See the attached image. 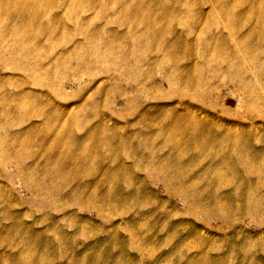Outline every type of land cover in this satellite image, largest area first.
<instances>
[{
    "label": "rangeland",
    "instance_id": "rangeland-1",
    "mask_svg": "<svg viewBox=\"0 0 264 264\" xmlns=\"http://www.w3.org/2000/svg\"><path fill=\"white\" fill-rule=\"evenodd\" d=\"M0 4L6 6L0 12V50L12 58L6 65L0 61V125L11 134L30 128L35 133L16 142L0 135V264H19L21 256L36 264L41 258L47 264H190L198 258H205L200 264H264V211L253 207L264 197V181L241 183L240 171L237 181L222 187L223 196L234 194L228 219L190 212L191 196L184 198L180 188L211 195L217 186L206 185L204 166L212 158L164 144L169 135L159 121L169 112L195 113L220 132L228 131L231 140L251 133L253 138L244 135L241 142L264 150V71L258 72L264 53L240 55L254 49L256 35L245 45L242 39L257 27L264 0ZM9 7L14 11L7 12ZM146 29L160 37L153 40ZM156 45L162 49L153 51ZM206 45L210 52L222 50V57L227 58L226 50L235 55L225 62L217 52L207 62ZM196 65L206 69L199 87L165 78L167 72L179 77ZM241 72L246 88L239 82ZM17 95L20 99L13 98ZM90 131L95 138L87 139ZM68 133L82 143L71 144ZM56 134L61 141L53 143ZM56 143L71 144L74 156L86 155V161L61 169L52 158ZM18 160L34 169L31 179L48 176L51 190L58 188L64 197L31 193L14 165ZM115 162L121 168L112 171L114 177L131 180L115 185L128 198L115 203L113 211L125 207V215L106 205L102 212L92 207L99 203L91 197L96 188L91 182ZM78 168L84 182L52 179ZM220 173L225 179L233 175Z\"/></svg>",
    "mask_w": 264,
    "mask_h": 264
},
{
    "label": "bare ground",
    "instance_id": "bare-ground-1",
    "mask_svg": "<svg viewBox=\"0 0 264 264\" xmlns=\"http://www.w3.org/2000/svg\"><path fill=\"white\" fill-rule=\"evenodd\" d=\"M20 3V2H18ZM19 8H21L22 6H19ZM4 9H6V6L3 4H0V12L3 11ZM132 10H135V7L131 8ZM14 10L11 9L10 7L7 9V12H13ZM2 16V14H0V17ZM259 20L257 22V27H250L251 29L248 31L246 38L242 39V45H245L248 43L250 38H253L255 35L257 36L256 38V42L254 44V49H252L251 51H253L254 53H252L250 50L246 51L245 53L243 52L240 53L241 57L244 59V57H247V55L249 54H258L261 53V55L264 53V11H261L259 13ZM131 30H137V27H130ZM145 28V27H144ZM166 28H171V27H166ZM205 27H202V30ZM234 27H231V30H233ZM202 33V32H201ZM145 35L148 37L153 38V40L158 39L160 37V33L155 32L154 30H145ZM261 35V37H260ZM178 35H174V40L176 38H178ZM260 37V39H259ZM0 39H3L2 36L0 37ZM179 39H182V37H179ZM179 39H177L176 41H179ZM224 39V38H223ZM209 45L205 46V55H209L206 57L207 62L215 59V55L217 52H219L218 50H214L212 52H210ZM150 49L152 47H149ZM162 49V46L160 45H156L152 48L153 51L157 52L160 51ZM210 52V53H209ZM222 52V50H221ZM219 52V56L221 58L224 59L225 62H227L226 59L231 60L230 58H233V56L235 54L230 53L228 50L225 51L227 58L226 57H222V53ZM251 56V55H250ZM11 57H9L8 55L5 54V52L2 51V48L0 50V61L6 65L11 61ZM242 59V60H243ZM232 61V60H231ZM204 65V64H203ZM204 67V66H203ZM215 67V66H214ZM205 68V67H204ZM237 68H235V71H239V68L236 70ZM206 69L202 70V68L194 66L192 68H188V70L186 71V73H180V76L178 77V75L176 77L172 76L171 72H167L166 73V79L169 80L170 82L172 80H174L175 82H180L182 81L186 86H194V87H199L201 85V83L203 82L205 76H204V72ZM174 72V69L172 70ZM263 72L264 68L262 67V69L258 72ZM236 73V72H235ZM178 74V73H176ZM242 72L240 73V78H239V82L240 84L246 88L245 83H244V78L243 75H241ZM242 88V87H239ZM14 99H20V97L17 96H13ZM18 118L21 116L20 114L16 115ZM166 116H169L168 118H165ZM165 117H162L159 121L162 122L161 124V128L164 126L163 124H166V126H164V129L167 131L169 137L167 139H165L164 144H171L174 145V147H177L178 145H180L182 148V151L184 152H190L192 149V152L195 154L197 151H202L204 154L205 152L207 154H209L212 158V160L210 161V163L206 164L204 166V170L207 171V175H208V179L206 180V185L208 186L211 183L216 184L217 188L215 191H213V193L209 196H206L205 194H201L200 192H196V190L193 188L191 193H188L187 191H185L183 188L181 189V195L184 198L190 197L189 199V211L194 213V212H201L204 214H211L213 213L216 216H220L223 219H228L230 217V214L232 212L233 206L231 207L230 204H232V201L234 200V194H232V198L230 197V195H228V197L223 196L224 193H222V187L225 185H229L231 183H233L234 181H237L235 178H237V174H239L240 171H242L244 173V175L240 178H242V180H240L241 183H249L253 181H256V183L264 181V150L262 148H259L257 146H250L248 144H243L241 141L242 138H244V135L247 137H252L253 135H251V133H246V132H240L238 134V136L235 137L234 140H231V136L229 134L228 131H224V132H220L218 128H216V126L211 120L209 119H203L200 118L199 115L195 114V113H191V114H185V113H178V114H171L170 112L165 115ZM191 118H194L195 121H192ZM166 120L169 121V123H166ZM219 127V126H218ZM31 128L30 129H26L24 131H21L20 133L16 132L14 134H11L10 132L7 131V127L5 129V125L1 126L0 125V135H4L5 138H8V140H13V142L18 141L19 139H24L26 136L35 134L34 132H31ZM162 130V129H161ZM102 131V130H99ZM69 132H73L70 131ZM107 132H110L109 130H105L102 131V135L106 134ZM25 133H27L26 136H24V138H21L22 135H24ZM69 135V140H72L71 144H73L74 140H76V142H74L75 144L77 143V145L80 144V142L82 143L83 138L81 137H77L75 136L73 133H68ZM88 138H95L96 136L93 135V132L90 131L89 134L86 135ZM54 138V139H53ZM2 139V138H0ZM6 140V139H5ZM7 140V141H8ZM53 143L54 142H58L61 141L60 138V134H56L55 137H52ZM80 140V141H79ZM202 141V144L200 143ZM7 141H3L2 143L6 144L8 146V148H10V142L7 143ZM9 144V145H8ZM70 144V145H71ZM70 145L68 146H64V144L62 143H56L53 146L56 148L57 153L53 155V159L54 162L61 168H67L72 166L71 163L74 162L75 160L78 161H86L87 157L86 155L83 156H74V151L68 149V147H70ZM86 145V143H85ZM64 146V147H63ZM84 147V146H83ZM63 148H66L65 150ZM72 149V148H71ZM83 150H86V147L83 148ZM48 152L53 151V149H48ZM66 151V152H65ZM154 152V151H153ZM8 153L5 152V155H7ZM55 156V158H54ZM252 161H248L247 158H250ZM81 161V162H82ZM114 160H111L110 162H112ZM17 168V172L20 173V175H22L24 178L27 179V182L29 184L28 187H26L31 193H33L34 195H41L42 193L44 195H50L55 193L56 198H63L64 194L61 193L59 191L58 188H56L55 190H51L50 185H48L46 183L48 176H44L43 178L39 177L37 178L38 180L31 179L30 176L34 175V169H28L27 167H25L24 162H21V160L15 161L14 164ZM114 165H117L116 162L112 163V164H108L107 167H103V169H107L104 172V176L99 179V180H93L91 183H93L94 185H96V188L98 186V189H94L93 193L91 192V197L93 198V196L95 195L94 199L96 201H98L99 204H94L92 207L95 208L97 211L102 212L104 210L105 205L109 208V210L112 211V213H120V215H125V207L117 209L115 210V203H125L127 201L128 196L125 195H121L118 194L116 192L115 189V185L118 184V182L121 180L124 182L129 181V183L131 182V180L127 179V178H121L118 179V177H114V173L112 172L113 170H117L118 168V164L117 166L114 167ZM74 167H78V165L76 166V164L74 165ZM136 167V165H135ZM78 171L73 172L70 176L68 177H64L62 172H58L52 175V179H59L61 182L64 181L66 185L70 184L72 179L70 178H76V181H78L77 183H79L80 181H83L82 178H80L79 176H81L82 174V170L80 168L77 169ZM220 171H231V173H233L232 177L225 179L224 177H222ZM48 171H46L45 173H47ZM240 175V174H239ZM250 175H254V177H250ZM249 176V177H247ZM10 177V175H9ZM234 178V179H233ZM243 181V182H242ZM84 182V181H83ZM76 183V184H77ZM64 184V185H65ZM75 184V185H76ZM108 185L106 187H110V188H105V191H102L100 189H102L101 185ZM255 184V183H254ZM81 185H85V183H82ZM82 186H78L79 192L82 191ZM97 190V191H96ZM114 190L115 193L112 191ZM235 190L237 191V189L235 188ZM254 190V189H253ZM252 190V191H253ZM41 191V192H39ZM96 192V193H95ZM119 192V191H118ZM95 193V194H94ZM69 195V194H68ZM253 197V194H250ZM47 197V196H46ZM51 197V196H50ZM71 197V196H70ZM252 197L250 198V200H252ZM240 198V197H239ZM221 200L226 201V203L221 202ZM253 200H256L255 197H253ZM209 202L212 203L211 206H209L208 204H206L205 202ZM257 203H254V209L257 208L258 210H263L264 208H262V204H264V197L260 198V200H256ZM262 203V204H261ZM223 206H225L227 208V210L223 209ZM110 211V212H111ZM249 211V210H248ZM114 213V214H115ZM254 216V215H253ZM128 221L132 224H134V222L136 220L132 219V218H128ZM63 238V235H62ZM48 240L45 241V246L48 247ZM94 246V244H93ZM96 248L94 251H96V249L98 248L97 244H95ZM47 249V248H45ZM97 252H102V249L100 248ZM98 255V260L101 259V254L97 253ZM19 264H21V262H23V264H36L35 260H32L33 258L31 257H26V256H21L19 258ZM205 260V258L203 260H199L196 259L195 261H191L190 260V264H200ZM208 260V259H207ZM39 263L37 262V264H47L46 260L44 259H39L38 260Z\"/></svg>",
    "mask_w": 264,
    "mask_h": 264
}]
</instances>
